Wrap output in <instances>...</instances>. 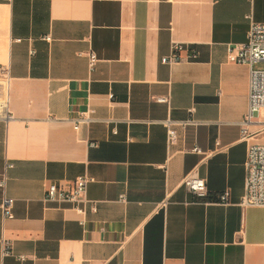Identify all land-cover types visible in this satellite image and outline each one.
Returning a JSON list of instances; mask_svg holds the SVG:
<instances>
[{
  "label": "crops",
  "instance_id": "0c3cea01",
  "mask_svg": "<svg viewBox=\"0 0 264 264\" xmlns=\"http://www.w3.org/2000/svg\"><path fill=\"white\" fill-rule=\"evenodd\" d=\"M247 14L264 22V0H0V264H264V205L240 203L264 108L241 124L249 66L226 56ZM176 42L181 58L161 62ZM167 118L195 124L167 145ZM192 172L203 198L182 185ZM81 175L95 211L44 200Z\"/></svg>",
  "mask_w": 264,
  "mask_h": 264
},
{
  "label": "built area",
  "instance_id": "2783aa9c",
  "mask_svg": "<svg viewBox=\"0 0 264 264\" xmlns=\"http://www.w3.org/2000/svg\"><path fill=\"white\" fill-rule=\"evenodd\" d=\"M246 18L249 21L246 40L242 43L227 44L226 46V56L229 62L249 66L247 109L241 121L242 125L249 123L253 116L261 108H264V68H254L253 66L258 63L264 64V22L254 20L251 14H247ZM44 39L50 40V37L45 36ZM182 50V44L173 43L169 54L162 57L161 62L170 64L179 60ZM189 56L195 57V53L192 52ZM88 58L89 65L92 66L96 61L95 54L89 52ZM9 82L10 77L7 66H0V113L4 114L3 118H6ZM154 99L160 103H168L167 96H158ZM192 112V108L188 109L189 114ZM89 120L88 116L79 114L74 118V128H77L79 123H86ZM188 123L195 124V121L192 119L175 121L169 118L163 121L166 128L167 145L173 144L176 140V126ZM192 151L200 153V149L197 147H194ZM10 167H12V164L7 163L0 172V191L2 192L0 210L5 218H12L11 201L4 194L7 179L6 172ZM92 181L93 179L89 176L81 175L71 181L51 182L46 187L44 200L47 202L70 203L72 208L80 215L85 214L87 207L91 211H95V204L90 202L86 195L87 185ZM182 185L196 198H203L207 195L205 180L196 173L186 174L182 179ZM228 195L229 192L224 190L215 202L227 204ZM121 198H123V195ZM240 203L243 206L264 205V144H251L247 148L244 160V192ZM3 244L4 252H6L7 243L4 241Z\"/></svg>",
  "mask_w": 264,
  "mask_h": 264
},
{
  "label": "rangeland",
  "instance_id": "374dc122",
  "mask_svg": "<svg viewBox=\"0 0 264 264\" xmlns=\"http://www.w3.org/2000/svg\"><path fill=\"white\" fill-rule=\"evenodd\" d=\"M254 68H260V69H263V68H264V64H262V63L255 64V65H254Z\"/></svg>",
  "mask_w": 264,
  "mask_h": 264
},
{
  "label": "bare ground",
  "instance_id": "6f19581e",
  "mask_svg": "<svg viewBox=\"0 0 264 264\" xmlns=\"http://www.w3.org/2000/svg\"><path fill=\"white\" fill-rule=\"evenodd\" d=\"M1 110V109H0Z\"/></svg>",
  "mask_w": 264,
  "mask_h": 264
}]
</instances>
